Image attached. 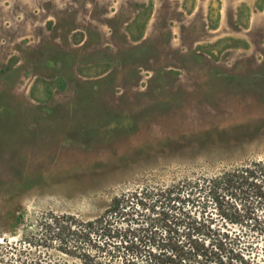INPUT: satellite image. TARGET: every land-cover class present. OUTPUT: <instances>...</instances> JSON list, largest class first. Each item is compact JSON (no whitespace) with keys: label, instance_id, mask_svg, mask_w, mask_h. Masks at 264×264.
<instances>
[{"label":"rangeland","instance_id":"374dc122","mask_svg":"<svg viewBox=\"0 0 264 264\" xmlns=\"http://www.w3.org/2000/svg\"><path fill=\"white\" fill-rule=\"evenodd\" d=\"M250 161H264V0H0V243L13 257L81 264L43 220H91L115 196ZM194 200L217 228L204 192ZM253 253L264 263V242Z\"/></svg>","mask_w":264,"mask_h":264},{"label":"trees","instance_id":"16d2710c","mask_svg":"<svg viewBox=\"0 0 264 264\" xmlns=\"http://www.w3.org/2000/svg\"><path fill=\"white\" fill-rule=\"evenodd\" d=\"M195 192H204V212L208 200L214 205L221 220L217 228L208 214L203 222L192 212ZM121 218L125 227L118 225ZM41 227L47 240L81 264H264L253 253L264 242V161L241 164L203 183L121 194L94 219L51 215ZM0 264L47 263L39 256L15 258L0 243Z\"/></svg>","mask_w":264,"mask_h":264}]
</instances>
